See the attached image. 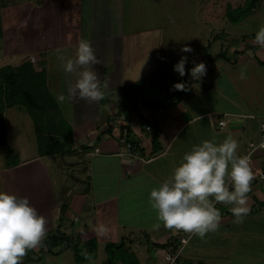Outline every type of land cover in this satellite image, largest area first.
<instances>
[{
    "label": "rangeland",
    "instance_id": "rangeland-1",
    "mask_svg": "<svg viewBox=\"0 0 264 264\" xmlns=\"http://www.w3.org/2000/svg\"><path fill=\"white\" fill-rule=\"evenodd\" d=\"M80 1L42 0L41 4L32 6L30 3L32 4L36 0H0V62L3 57L6 58V54L9 55L11 53L13 45L17 42L18 38L14 34V26L16 25V30H20L21 45L24 49H29L28 54L37 57L42 53L43 66L47 67L49 74L50 92L52 90L55 93H51L56 95L60 88L65 89V86L62 85L63 70L58 59L61 53L59 49L65 45L72 49L73 44L79 42V39L81 40L82 30H80V36L77 31L78 25H80L79 20L81 19L79 17ZM242 1L123 0V25L118 24V27L114 28L118 30L122 28L123 31H119V34L122 33V35H118L121 37L117 39L115 37V42H111L114 47L115 61L113 64L103 65L104 69L99 70V74L97 73L98 77L102 76L101 72L105 77H110L116 72L117 77H120L123 83H120L121 89H118L113 95L107 93L105 96L111 95L109 99H111L114 107L117 104L116 110H120L122 107L121 97L127 99L128 103L125 105L129 108L126 110H130V107L133 109V103L143 102L146 95L144 92L145 88H143L144 84H140L139 90L130 91L135 87H132L131 84H126V82L130 83L131 81L128 78L129 75L148 79L149 83L146 87L148 86L150 89L149 94L153 95H158L162 92L163 85L161 84L162 82H159L162 77L166 87L170 85L173 87L174 84L183 82L190 88L191 83L189 79L186 80L190 78L187 74L188 69L193 66V61L196 63L202 62L200 60L201 57L209 60L206 59L209 63V72H206V76L202 80L207 78V76L217 75L218 71L213 67L214 61L217 60L215 55L221 52L226 53L228 52L227 50L230 51L234 40L241 39L243 36L241 35L243 31L239 29L245 30V28H249L247 26L249 25L247 23L248 20L239 26L232 23L229 18L226 19L225 17V20H223L227 6L236 7L232 9L229 6V12L237 15L242 9L237 6L239 4L241 6ZM26 3L27 6H25ZM249 3H251V6L254 5L252 0H249ZM249 3L247 7H249ZM14 6H16L18 13L22 16H19V19L17 18V24L13 22V18H10L14 11ZM32 11H36L34 16L38 13L37 19L35 17L33 19L28 16L23 17L26 13L29 14ZM40 14L44 16L42 17ZM95 15H98L97 11L89 16L86 14L82 17L81 25L84 26L83 33L85 36L82 38L89 40L93 47L108 48L107 35H103L105 33L98 25V18L92 19ZM51 21L54 24L49 23ZM46 22L48 29L45 27V32L43 31L38 35L39 29ZM250 25L253 26L252 22H250ZM237 27L240 28L238 29ZM228 29H230L229 33ZM217 37L218 39H216ZM188 39H193V46L190 47L193 51L184 54L188 56V64L186 65V75L180 77L179 74L174 72L173 66L176 64L175 60H179L181 57L182 53L180 50L187 45L185 41ZM31 40L33 43L28 42ZM207 40H209V45H206L205 51H202L201 47ZM49 46L50 49L47 50ZM112 46L111 48H113ZM76 49H74L73 55H75ZM119 55H121L120 59ZM190 58H192V62ZM6 64L11 63H4L0 68L5 67ZM94 68L97 72V67L94 66ZM244 69L247 70L246 67L241 70L243 71ZM230 82H235V84H223L221 82L212 84L209 81L206 85L208 88L214 87L216 92H218L217 89H220L224 95L228 94L231 96V100H240L242 103L251 101L253 95L248 98V94H239L236 79H231ZM262 90H264V86ZM199 94L200 100L204 101L206 96L201 89ZM215 95L207 96L210 99L209 102H213L214 105H221L220 99ZM238 95H240V98H238ZM106 99L98 103V109L96 102L97 105L94 102L89 103L86 101L88 111L85 112L89 114L91 120H95L88 124V127H94L97 123L100 124L102 119L113 112L106 105L109 102ZM251 105L252 108L257 103L254 104V101H252ZM60 109H62L61 106ZM126 112L130 114L134 111ZM64 116L66 115L64 114ZM55 118L57 119L56 115ZM67 118L69 119V117ZM3 119L7 130L8 146L13 151V156L7 159L6 148L0 147V190L29 199L31 205L46 220L47 231L44 241H47L59 228L61 229L62 224L65 228L67 227L66 221L61 220L64 215L62 211L67 207L68 197L74 192L82 193L84 196L86 192H89L88 184L91 185L93 177L89 178L85 169L86 166L90 165L91 160L84 156L78 158L82 154L77 152L81 150L78 147L72 150L79 155L75 154L74 156L65 157L63 155H54L48 160H42L38 158L35 125L26 108L17 106L6 109ZM67 122L71 124L70 121L67 120ZM109 124L112 125V122H109ZM105 128H107V125ZM108 129L110 130L109 127ZM72 136L74 137L73 134ZM17 164H19L18 167ZM108 164V169H112L113 163ZM109 172H106L107 177H105L104 171L97 170L96 175L99 178L95 180L97 185H94V188H96L94 197L98 200L104 198L102 189L105 184L103 182L113 183L114 181L115 174H110ZM103 177L106 179H103ZM64 182H68L66 189L71 190V192L68 193L65 190ZM71 208L72 206H69V209ZM132 210L133 208L130 207L129 212ZM97 212L99 213L95 223L100 227L96 228V230L94 229L97 237L89 241L73 242L71 250L66 248L64 256L58 259H51L49 264H76V262L80 264H102L101 261L104 258L112 257V253H108L104 248L112 247V245H120L119 251L121 253H116L117 255L112 258L111 264H171L167 257L169 253H174L172 248L169 249V245L181 246L180 248L182 249L179 248L178 252H183L184 246L191 239V234L189 233L171 230L166 227L162 229V232L169 230V234L159 238L157 229L151 227L149 229L146 222L136 221L135 218L130 219V224L126 223L128 224L126 229L117 227L115 229L117 234L115 233L112 236L110 230L106 231V229L109 227V218L111 219L113 214V205L103 204ZM67 214L71 216L69 211ZM122 214H125V212L123 211ZM248 221L229 224L228 227L223 225L217 231L206 234L204 239L195 236L186 252L183 254L181 252L182 255L180 254L177 262L172 264H264V223L262 220L255 222L252 219ZM182 239L185 241L184 244L180 243ZM38 249L40 250L41 247L38 246L29 251L23 259L35 258ZM123 256L124 259L120 260ZM89 258L92 259V263H90ZM107 259L103 264H108Z\"/></svg>",
    "mask_w": 264,
    "mask_h": 264
},
{
    "label": "crops",
    "instance_id": "crops-1",
    "mask_svg": "<svg viewBox=\"0 0 264 264\" xmlns=\"http://www.w3.org/2000/svg\"><path fill=\"white\" fill-rule=\"evenodd\" d=\"M253 1V11L236 24L237 26L243 25V23L248 20L247 23L249 25L247 26H249V28L241 30L239 29L240 27H237L240 31H243L241 33L243 36L241 39L234 40L233 47L235 48L232 47L230 51L227 50L228 52L226 53L221 52L215 55L217 60L214 61L215 63L213 64V67L217 69V75L212 77L207 76V78L199 82H194L190 78H187L186 80L189 79L191 87L188 88L189 86H186L188 89L186 91L174 90L171 85L166 87V83H163L165 81L162 77L159 82H162L163 89L158 95L149 94L150 89L148 86L146 87L149 83L148 79H141L129 75L128 78L131 81L130 83L126 82V84H131L132 87H135L130 91L139 90V87H141L140 84H144L145 98L143 99V102H136L137 104L133 103V109L130 107V110H126L129 108L125 105L128 103L127 99L121 97L120 101L122 107L120 110H116L117 104H115L114 107L109 97L118 89H121L120 83H123V80L120 79V77H117L116 72L110 77H105L101 72L102 76H99L98 78L101 85L104 84L107 86L104 89V92L105 94L111 93V95L108 96L104 95L103 100L107 98L106 100L109 102L106 105H108L113 112L102 119L100 124H95L96 127H88V124L95 120H91L89 114H86L85 112L88 111L86 100H81L77 97L60 105L62 108L61 111H65L63 112V116L64 114L66 115L64 117L71 122L70 125L73 129L74 139L71 145V150L78 147L81 150L77 152L82 153L78 158L84 156L91 160L90 165L86 166L85 170L89 178L93 177L91 185L88 184L89 192H86L85 196L82 195V193L77 192H74L71 195L69 194L70 196L68 197L69 200L67 207L62 211L64 215L61 221H66L65 223L67 227L65 228L62 224L61 229H59L69 238V242L72 241L69 247H67V250L72 249L73 242L79 243V241H89L97 237L95 230L100 227L95 223V220L99 213L97 211H99V208L103 204L113 205V214L111 219L109 218V227L106 229V231L110 230L112 236H114L115 233L117 234L115 230L117 227L126 229V225L130 224V219L132 218H135L136 221L139 220L146 222L149 229L150 227L157 229L159 238L167 236L169 230L162 232V229L165 227L162 222L157 219V213L149 204L150 191L154 187H159V185L171 175L173 168L178 166L182 156L190 151L193 145L199 144L203 140H211L213 138H215L216 142H222L227 136L233 137L238 142L237 152L239 155H247L249 157L250 167L254 176L250 186L251 190L248 193L247 206L249 212L240 223L252 219L255 222L262 220L264 223V210L262 208L264 205V151L258 150L251 153L249 148L250 144L256 145L260 142V125L264 121V90H262V87L264 86V48H261L254 42L256 31L259 27L264 25V0ZM41 3L42 0H36V2L32 4L30 3V5L33 6ZM122 3L123 0L80 1L79 17L82 19L86 14L89 16L91 13L97 11L98 15L93 16L92 19L94 20L98 18V25L101 27L103 33H105L103 35H107L109 43L107 45L108 48L105 49L100 46L98 48L92 46L97 60L99 61L97 66L94 65L98 69V74L99 70L104 69L103 65H108V63L113 64L115 61L114 47L111 42H115V37L117 39L121 37L118 35H122V33L119 34V31H123L122 28L119 30L114 29L115 27H118V24L123 25L124 15ZM247 5L248 1L243 0L241 6L239 4L237 7L245 8ZM25 6H27V3ZM229 6L230 5L227 6L223 20H225V17L228 19L227 13L229 12ZM231 8L234 9L236 7L232 6ZM34 12L36 11H32L29 14L26 13L23 17L25 18L28 16L32 19L35 17V19H37L38 13L34 16ZM19 16L21 15L18 13L16 6H14V11L10 18H13V22L17 24L16 22L18 21L17 18L19 19ZM40 16L43 17L44 15L40 14ZM81 19L79 20L80 25ZM250 22H252L253 26L250 25ZM49 23L54 24L53 21ZM80 25H78L77 31L80 36V30H82L81 39H83L82 37H85L83 33L84 26ZM14 27V34L18 38L17 42L13 45L11 53L9 55L6 54V58H2V61L0 62V64H2L0 67L4 65V63L11 64H6L5 67L0 68V72L18 67L25 62H31L37 68L45 70L48 74L47 67L43 66L44 61L41 57L42 53L37 57L28 54L29 49H24L21 45L22 39L19 34L20 30H16V25ZM45 27L47 28V22L41 26L38 35L43 31L45 32ZM228 30L229 33L230 29ZM216 39H218V37ZM28 42L33 43L32 40ZM185 42H187V45L185 46H193V39H188ZM78 43L79 42L73 44L72 49L66 45L60 47V55H63L65 58H75V55L73 54L74 49L78 47ZM206 45H209V40H207L203 47H201L202 51H205ZM111 46L113 48H111ZM48 49H50V46L47 50ZM120 57L121 55H119V59ZM190 59L192 62V58ZM206 59L202 57L200 58V60L206 65L207 72H209V63L207 62L208 59ZM175 61L177 63L179 60ZM94 66H92V68L95 71L96 69ZM245 67L247 70L244 69L243 71L246 73V78L241 79L240 72L242 71L241 69ZM62 74V85L65 86V89H68L69 83H74L78 78L77 73L67 74L63 71ZM224 74L226 75L224 76ZM231 74L233 75L231 76ZM231 79H236L239 94H248V98L253 95L251 101L242 103L240 100H231V96L228 94L224 95L223 91L220 89H217L218 92H216L214 87L208 88L206 85L209 81H211L212 84L219 82L223 84H235V82H230ZM198 88H200L206 96L204 101L200 100V89L198 90ZM65 89L60 88L59 91H57V94L63 93L67 95ZM51 92L54 91L51 90ZM54 93L53 95L55 97ZM213 94H216L220 99L221 105H214L213 102H209L210 99L208 97ZM238 98H240V95H238ZM252 101H254V104L257 103V105L251 108ZM153 103H158L161 106L150 108L148 104ZM94 104L96 103L94 102ZM98 106L99 104L97 105V109ZM126 111L134 112L128 114ZM67 117H69V119ZM109 122H112V125H110ZM222 122L225 123V126L220 127V123ZM106 125L107 128H105ZM144 125H148L149 129H145ZM108 130L110 133L106 134ZM101 133H105V135H103L100 140L96 141ZM157 133L159 134L157 135ZM91 145V150L83 149L84 147ZM77 152L72 150L71 153H66L63 157L69 155L74 156L75 154H78ZM52 156H38V158L48 160V158ZM108 163H113L112 169H108ZM98 169L104 171L105 177H107L106 172L108 171H110V174H115L113 183H107V181L105 183L103 182V184H105L102 189L104 198L99 200L94 197L96 189L94 188V185H97L95 180L96 178H99L96 175ZM105 177H103V179H106ZM63 184L65 190H67L66 186L68 185V182H64ZM67 192L69 193L71 190L68 189ZM69 206H72V208L69 209ZM130 207L133 208L131 212H129ZM216 207L221 213L219 228L223 225L228 227L229 224L236 223L235 217H233L232 213L229 211L230 206L216 204ZM68 211L71 216L67 214ZM123 211L125 214H122ZM149 222L150 224H148ZM194 237L195 235L191 234L189 243L184 246L183 252L180 251L182 254L186 252ZM171 248L173 251V244L169 245V249ZM105 249L106 248H104V250ZM36 252H39V249ZM65 254L66 249L59 255L44 254L41 260L25 264H49L51 259H58ZM104 255L106 256V254ZM106 259L107 258H104V260L101 261L102 264ZM89 261L90 263L93 262L91 258H89ZM76 264L80 263L76 262Z\"/></svg>",
    "mask_w": 264,
    "mask_h": 264
},
{
    "label": "clouds",
    "instance_id": "clouds-1",
    "mask_svg": "<svg viewBox=\"0 0 264 264\" xmlns=\"http://www.w3.org/2000/svg\"><path fill=\"white\" fill-rule=\"evenodd\" d=\"M254 42L264 48V25L256 31ZM180 51L181 58L173 70L184 77L188 64L184 54L193 50L185 46ZM58 59L65 73H77L78 77L69 83L67 95H55L58 104L77 97L89 103L104 99L107 86L101 85L92 68L99 61L87 39L79 41L75 58L60 55ZM192 64L187 74L192 81L199 82L206 76V65L195 61ZM240 78H246L244 71ZM173 89L188 90L183 82L174 84ZM237 149L238 142L227 136L222 142L215 138L203 140L182 156L171 175L150 191L149 204L164 227L204 239L219 228L221 213L216 204L230 206L236 223L243 220L249 212L248 193L254 176L249 157L239 155ZM46 231L45 218L28 198L0 190V264H22L26 254L42 244Z\"/></svg>",
    "mask_w": 264,
    "mask_h": 264
},
{
    "label": "trees",
    "instance_id": "trees-1",
    "mask_svg": "<svg viewBox=\"0 0 264 264\" xmlns=\"http://www.w3.org/2000/svg\"><path fill=\"white\" fill-rule=\"evenodd\" d=\"M247 1L249 3V0ZM252 2L254 3L253 0ZM253 7L254 5L251 6V3H249V7L242 8L237 15L228 12V18L232 23L237 24L253 11ZM17 106L26 108L34 122L40 157L71 153L73 129L63 116L56 98L49 90L47 72L37 68L31 62H25L18 67L0 72V147L6 148L7 159L13 156V151L8 146L7 130L3 116L6 109ZM148 106L154 108L161 105L153 103L148 104ZM109 133L108 130L106 134ZM103 135L105 133L99 134L96 141L100 140ZM91 148V146H86L83 149L91 150ZM262 208L264 210V205ZM70 243L69 238L58 229L47 241L42 242L41 249L36 253L35 258L23 259L22 264L39 261L44 254L59 255L69 247ZM119 246L106 247L107 252L112 253V257L107 260L108 264H111L112 258L117 255L116 253L121 252ZM179 248L174 246L173 253L175 254ZM123 259L124 256L120 260Z\"/></svg>",
    "mask_w": 264,
    "mask_h": 264
},
{
    "label": "built area",
    "instance_id": "built-area-1",
    "mask_svg": "<svg viewBox=\"0 0 264 264\" xmlns=\"http://www.w3.org/2000/svg\"><path fill=\"white\" fill-rule=\"evenodd\" d=\"M223 126H225V123H223V122L220 123V127H223ZM144 128L149 129V126L144 125ZM260 133H261L260 142L256 145H254V144L249 145L251 153H254L255 151H258V150L264 151V121L260 125ZM184 243H185V241H184V239H182L181 244H184ZM180 254H181V252H178V251L175 254L169 253L167 260L171 261V264L175 263L177 261V259L180 257Z\"/></svg>",
    "mask_w": 264,
    "mask_h": 264
}]
</instances>
